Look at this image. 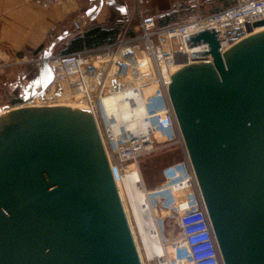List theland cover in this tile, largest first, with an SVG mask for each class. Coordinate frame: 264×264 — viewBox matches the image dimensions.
Returning <instances> with one entry per match:
<instances>
[{
	"label": "water",
	"instance_id": "water-1",
	"mask_svg": "<svg viewBox=\"0 0 264 264\" xmlns=\"http://www.w3.org/2000/svg\"><path fill=\"white\" fill-rule=\"evenodd\" d=\"M64 36L0 111V264H141L91 112L26 106L52 85ZM185 41L211 62L172 73L168 95L222 262L264 264V30L223 52L214 29Z\"/></svg>",
	"mask_w": 264,
	"mask_h": 264
},
{
	"label": "built area",
	"instance_id": "built-area-1",
	"mask_svg": "<svg viewBox=\"0 0 264 264\" xmlns=\"http://www.w3.org/2000/svg\"><path fill=\"white\" fill-rule=\"evenodd\" d=\"M73 1L31 0L44 10ZM141 4L142 0H136L138 34L127 36V31H121L113 42L96 49L53 55L50 58L53 83L42 98H33L31 105L52 107L37 103L48 99L46 94L57 99L68 95L91 112L118 194L119 184L128 169H138L141 158L167 149L179 150L181 159L162 169V183L152 190L143 188L146 195L143 207L151 212L155 223L152 232L161 237L165 252L177 248L185 250L183 261L186 264H223L174 115L168 86L170 75L178 69L211 60L209 54L190 57L191 53H209V48L207 44L187 48L186 37L214 29L220 52H223L252 35L254 23L264 21V0H243L222 12L208 16L195 14L163 29L158 27L156 18L143 16ZM93 6V2H88L89 9ZM186 7L183 1L176 2L171 11ZM72 27L77 32L82 31L79 18L72 22ZM126 92L130 93L127 102L132 105L138 100L143 106L141 120L145 128L141 132H130L118 122L116 113L106 107L105 99ZM180 202H185L181 211ZM163 213L168 216H162ZM167 217L177 221L180 229L177 240H171L167 234ZM158 264H178V261L162 257Z\"/></svg>",
	"mask_w": 264,
	"mask_h": 264
},
{
	"label": "crops",
	"instance_id": "crops-1",
	"mask_svg": "<svg viewBox=\"0 0 264 264\" xmlns=\"http://www.w3.org/2000/svg\"><path fill=\"white\" fill-rule=\"evenodd\" d=\"M90 1L93 5L99 3V0L97 2L74 0L62 6L44 10L35 6L31 0H0V111L13 108L5 104L3 93L9 88L15 91L14 87L22 77H27L23 74V69L27 67L28 70L33 66V72H38L39 59L35 58L38 54H32L34 51L42 48L43 52L51 42L66 34L62 40L65 43L62 52L61 41L59 42L58 54L69 55L65 54L64 50L72 40L91 34L97 29L106 32L96 38L90 36L89 40L92 44L83 46L80 51L93 50L107 44L113 35L107 31L112 30L115 23L127 18L128 3L134 0H101L102 7L93 20L85 16ZM158 3H160L159 0H142L140 10L142 12L143 7L142 13L145 16L160 18L168 11H165ZM77 18L81 22V32L75 31L72 27V22ZM26 63L30 65L26 66ZM25 82L27 84V81ZM25 82L21 84L26 85Z\"/></svg>",
	"mask_w": 264,
	"mask_h": 264
},
{
	"label": "rangeland",
	"instance_id": "rangeland-1",
	"mask_svg": "<svg viewBox=\"0 0 264 264\" xmlns=\"http://www.w3.org/2000/svg\"><path fill=\"white\" fill-rule=\"evenodd\" d=\"M183 1L186 4V8L184 10L181 11H177L175 13H173L171 11V6L176 3V2H180ZM228 1V4H226ZM226 3L225 2H220L219 0H159L160 3H158L165 11H168L169 13H167L168 15H162L164 16H168L172 19V22L169 25L172 24H179L182 23L183 21L187 20L188 18H190L191 16L195 15V14H199L201 16H208L214 13H218L220 11H222L223 9L226 10L228 8H231L233 6H235L237 3L243 1V0H227ZM129 5V10L127 12V18L123 19L122 21H119L118 23H115V27L119 28V32L120 31H127V36H134L136 34H138L137 32V25H138V14L135 10L136 7V0L132 1V3H128ZM142 12L143 11V7L141 8ZM143 16H145L144 13H142ZM162 17V18H163ZM159 20V18H156V20ZM157 20V21H158ZM64 41H61V52H62V47L64 46L65 43H63ZM52 43V42H51ZM50 43V44H51ZM49 44V45H50ZM58 47H59V42L57 43V45L55 46V48L53 49V55H58ZM42 54V51L35 56L36 59H39V56ZM62 54V53H61ZM52 55V56H53ZM26 66L30 65V63H26ZM38 68V67H37ZM33 66H31V68L27 70V67H25V69H23V74L25 76H27V80L29 78H34L35 76H37L36 72H33ZM20 81L21 83H24L25 81ZM26 84V82H25ZM10 89V88H9ZM5 90L3 95L5 97V104L10 105L9 107H14V105H19L21 104L24 100L23 97L21 95V90L18 86H15L14 89L15 91L11 90ZM20 98H19V97ZM44 102V103H43ZM43 102H38L37 104H50V106H67V107H77L80 106L81 103L74 100V99H70V97L68 95H66V97H62L60 99H57V97H53L52 94H49V98L45 99ZM15 103V104H13ZM34 102H32L33 104ZM26 106H32L30 105H26ZM181 152L179 150H163L160 152H157L155 154H150L147 156H144L143 158H141L138 161V168H139V172H140V178L142 180V184L143 187L147 190H152L154 189L156 186H158L159 184L162 183V177H161V172L162 169L164 167H166L167 165L178 161L181 159ZM119 187L122 188V183L119 184ZM167 213H163L162 216H166ZM168 216V215H167ZM153 219V217H150V220ZM166 231L167 234L169 236V238L171 240H177L178 238H180V229L178 227L177 221L174 218L171 217H167L166 220ZM181 252L180 250L177 251V257L172 255L171 259H177L178 264H183L182 260H181ZM165 257V256H164ZM144 259V258H143ZM145 261V259H144ZM158 261L153 260L151 262H147L145 261V264H157Z\"/></svg>",
	"mask_w": 264,
	"mask_h": 264
},
{
	"label": "bare ground",
	"instance_id": "bare-ground-1",
	"mask_svg": "<svg viewBox=\"0 0 264 264\" xmlns=\"http://www.w3.org/2000/svg\"><path fill=\"white\" fill-rule=\"evenodd\" d=\"M263 30L264 27L256 28L253 30V34L262 32ZM209 62H211V60H209ZM129 95L130 93L126 92L119 94L116 97L105 99L106 107L108 111L116 113L115 115L118 122L124 124L130 132H141L145 128L143 121L141 120L143 106L138 100L132 105L127 102L126 97ZM46 96L49 97V94H46ZM30 104L28 103L26 105ZM72 108L84 109L82 105ZM140 176L139 168L130 167L121 182L122 188L119 187V195L125 210L126 218L129 222V227L133 235L141 264H145V261L151 262L153 260L158 261V264L160 263V259L164 256L168 259H171L172 255L177 257V251L179 250L182 254L181 260L183 264H186L183 261L185 250L177 248L167 253L164 251L161 237L158 234H153L152 231L155 229V223L154 219L150 220V217L152 216L151 212L143 207L146 204V195L143 190L144 187ZM183 197L184 196L181 195L179 199L182 200ZM179 206L180 211L183 210L185 202H180Z\"/></svg>",
	"mask_w": 264,
	"mask_h": 264
},
{
	"label": "trees",
	"instance_id": "trees-1",
	"mask_svg": "<svg viewBox=\"0 0 264 264\" xmlns=\"http://www.w3.org/2000/svg\"><path fill=\"white\" fill-rule=\"evenodd\" d=\"M220 2H225L226 3V1L227 0H219ZM226 4H228V1H227V3ZM224 10V9H223ZM222 10V11H223ZM222 11H220V12H222ZM169 13V12H168ZM173 13H175V12H173ZM219 13V12H218ZM165 15H168V14H165ZM163 16H161L160 18H159V20L157 21V25H158V27L160 28V29H163V28H166V27H168L169 26V24L172 22V19L170 18V17H168V16H164L163 18H162ZM104 32H106L105 30H102V29H97L96 31H93V32H91V34H86V35H84L83 37H77V38H75L74 40H72V42H71V44L64 50V53L65 54H71V53H73V51L76 53V52H80V50L83 48V46H87V45H89L90 46V44H92L91 43V41L89 40L90 39V36H91V38H96L97 36H100L102 33H104ZM108 33L109 32H111V34H113L112 36H111V40H109L108 42H107V44H109V43H111V42H113L115 39H116V37H117V34H118V32H119V28L117 27H113L112 28V30H109V31H107ZM93 34H94V36H93ZM42 50V48L41 49H39V50H37V51H34L32 54L33 55H37V54H39L40 53V51Z\"/></svg>",
	"mask_w": 264,
	"mask_h": 264
}]
</instances>
